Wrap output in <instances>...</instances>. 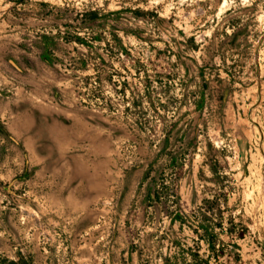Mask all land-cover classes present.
<instances>
[{
    "label": "rangeland",
    "instance_id": "1",
    "mask_svg": "<svg viewBox=\"0 0 264 264\" xmlns=\"http://www.w3.org/2000/svg\"><path fill=\"white\" fill-rule=\"evenodd\" d=\"M222 193L264 264V0H0V258L161 264Z\"/></svg>",
    "mask_w": 264,
    "mask_h": 264
},
{
    "label": "trees",
    "instance_id": "2",
    "mask_svg": "<svg viewBox=\"0 0 264 264\" xmlns=\"http://www.w3.org/2000/svg\"><path fill=\"white\" fill-rule=\"evenodd\" d=\"M142 14L144 13H136V16L142 18ZM88 16L92 21L99 18L95 12ZM245 25L240 18H233L228 27L233 31ZM224 36L228 38L227 35ZM77 40L78 44L84 45V41ZM227 200L225 193L215 195L212 199H204L189 216H181L177 211H167L170 227L177 224L178 233L181 234L186 230L191 238H188L187 243L176 236H168L167 252L160 257L161 264H218L224 256L232 257L238 262L240 255L236 241L245 237L247 229L240 221H236L227 206ZM165 203L173 202L168 200ZM223 237L227 238V241H224ZM203 246L206 248L205 252H202ZM0 264H33V262L19 254L16 260L0 258Z\"/></svg>",
    "mask_w": 264,
    "mask_h": 264
}]
</instances>
